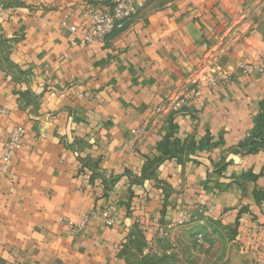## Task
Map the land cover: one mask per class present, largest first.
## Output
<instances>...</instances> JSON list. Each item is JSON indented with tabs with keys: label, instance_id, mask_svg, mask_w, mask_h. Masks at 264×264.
Instances as JSON below:
<instances>
[{
	"label": "crops",
	"instance_id": "obj_1",
	"mask_svg": "<svg viewBox=\"0 0 264 264\" xmlns=\"http://www.w3.org/2000/svg\"><path fill=\"white\" fill-rule=\"evenodd\" d=\"M140 4L104 43L72 47L62 23L85 31L102 0H0V152L25 130L0 176V264H130L136 238L203 220L264 264V150L241 147L264 74L238 70L264 59V0ZM209 55L234 77L174 114ZM102 209L113 227L64 223Z\"/></svg>",
	"mask_w": 264,
	"mask_h": 264
},
{
	"label": "built area",
	"instance_id": "obj_2",
	"mask_svg": "<svg viewBox=\"0 0 264 264\" xmlns=\"http://www.w3.org/2000/svg\"><path fill=\"white\" fill-rule=\"evenodd\" d=\"M105 4V10H96L92 13L88 28L79 32L74 26H68L62 23L70 36V45L73 46H91L104 43L107 38L116 30L122 29L124 24L133 19L141 7V0H102ZM3 8L0 7V16ZM238 70L243 75H251L254 72L264 74V59L258 64H240ZM189 86L182 89L180 95L172 100L171 111L174 114H181L187 105L202 97L201 90L206 87L214 90L225 82H228L233 74L224 70L218 62L210 55L206 57L205 62L192 72ZM189 84V83H188ZM162 108L158 107L157 111ZM136 138L144 135V128H138L133 132ZM25 138V130L21 126H14L7 139L3 142L0 152V176L10 174L13 160L22 150ZM99 217L104 220L107 227H113L114 217L108 209L95 210L90 215H83L79 223L64 220V223L71 234H77L86 228L90 217Z\"/></svg>",
	"mask_w": 264,
	"mask_h": 264
},
{
	"label": "rangeland",
	"instance_id": "obj_3",
	"mask_svg": "<svg viewBox=\"0 0 264 264\" xmlns=\"http://www.w3.org/2000/svg\"><path fill=\"white\" fill-rule=\"evenodd\" d=\"M172 1L150 0V6L159 8ZM260 136L264 138V123ZM235 238V230L219 221H197L163 230L154 241L136 238L128 256L130 264H255Z\"/></svg>",
	"mask_w": 264,
	"mask_h": 264
},
{
	"label": "trees",
	"instance_id": "obj_4",
	"mask_svg": "<svg viewBox=\"0 0 264 264\" xmlns=\"http://www.w3.org/2000/svg\"><path fill=\"white\" fill-rule=\"evenodd\" d=\"M262 123H264V106L262 109V113L258 116L256 120V128L254 133L248 137V140L241 145L242 148L246 147V151L248 153H257L260 150H264V138L258 137V134L260 132V128L262 126Z\"/></svg>",
	"mask_w": 264,
	"mask_h": 264
}]
</instances>
